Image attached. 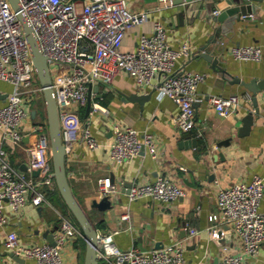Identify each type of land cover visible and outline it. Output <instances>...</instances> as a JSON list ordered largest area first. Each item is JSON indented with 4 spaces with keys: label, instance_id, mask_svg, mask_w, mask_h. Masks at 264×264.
Returning a JSON list of instances; mask_svg holds the SVG:
<instances>
[{
    "label": "crops",
    "instance_id": "crops-1",
    "mask_svg": "<svg viewBox=\"0 0 264 264\" xmlns=\"http://www.w3.org/2000/svg\"><path fill=\"white\" fill-rule=\"evenodd\" d=\"M250 11L232 20H218L213 13L241 4L243 0H126L128 9L147 11L142 25L129 29L123 39V49H133L142 30H151L153 21L159 20L166 29V41L174 49L183 43L188 45L190 56L177 57L175 66L180 71L204 73L196 87L194 101L195 123L191 130L183 131L174 120L177 105L167 95H158L154 87L138 86L125 72H119L114 81L100 85L99 100L107 112L96 111L86 115V106L80 108L81 124L88 123L97 145L91 147L78 135L66 143V170L72 190L84 205L96 226L97 232H111L114 242L121 248L137 246L149 249L182 240L185 264H220L224 245L230 252L241 256V264H264V241L258 251L244 250L239 234L225 221L217 205V195L222 187L232 183L249 181L254 174L262 176L264 183V90L256 95L238 82H229L232 76L249 80L264 77V0H249ZM206 45L224 57L220 62L224 72L199 56ZM253 45L260 48L259 58L235 57L233 47ZM12 89L9 81L0 79V106L6 102ZM246 91L255 95L253 100L244 96L238 111L229 116L216 112L209 100L211 94L239 93ZM132 93H150L142 102L127 98ZM28 115L22 126L19 144L4 140L10 162L26 176H35L28 171L26 146L36 138L31 131L33 124L48 131L43 92L30 95L25 100ZM257 108V111H256ZM249 111L254 114L253 123L243 130L242 117ZM113 123H127L140 134L148 132L152 149L145 146L139 153L118 161L111 156L114 136ZM195 139L193 143L192 140ZM109 175L115 191L111 194V206L100 210L91 206L97 193L98 178ZM164 177L184 189V195L169 202H160L149 196L129 200L128 187L132 183L152 182ZM48 202L33 204L30 197L15 212L8 206L4 211L8 223L0 228V264H36L33 259H18L4 245L8 229H15L22 242H50L48 236L56 231L59 212L67 214V205L57 187H42ZM54 193L48 194V190ZM264 214V193L259 203ZM218 214L217 220L209 221L208 215ZM127 213V218L121 215ZM71 217L72 214H68ZM216 223L224 234L214 238L207 226ZM197 228V233L188 235L186 225ZM85 238L69 239L62 250L64 264H83Z\"/></svg>",
    "mask_w": 264,
    "mask_h": 264
},
{
    "label": "built area",
    "instance_id": "built-area-1",
    "mask_svg": "<svg viewBox=\"0 0 264 264\" xmlns=\"http://www.w3.org/2000/svg\"><path fill=\"white\" fill-rule=\"evenodd\" d=\"M25 12L46 57L51 73L60 130L65 143L78 135L94 147L96 140L88 123L81 124L80 108L86 106L90 97L88 113L107 108L96 98L100 85H108L123 71L138 86L149 85L158 95H167L177 105L174 120L183 131L194 126L196 87L204 77L198 71L176 69L177 57L190 56L188 45L172 48L166 41V29L159 20H154L151 30H142L133 49H123L122 42L127 31L142 25L148 12L128 9L126 0H18ZM221 11L215 7L214 14ZM235 57L259 58L260 48L253 45L233 47ZM55 67V71L51 70ZM0 79L9 81L12 89L6 102L0 106V228L8 223L4 206L13 212L24 205L27 198L33 204L48 202L42 187H55L52 156L48 131L33 124L31 131L37 133L27 146L28 171L37 170L35 176H26L14 166L2 147L4 140L19 144L22 126L28 115L25 100L42 92L27 39L21 21L9 0H0ZM252 99L250 92L243 95L211 94L209 100L216 112L229 116L238 111L240 99ZM111 131L114 144L111 156L118 161L139 153L145 146L152 149L148 132L139 133L127 123H113ZM115 191L109 175L98 178L97 193L109 198ZM264 193L262 176L254 174L249 181L232 183L220 188L217 205L225 221L239 234L244 250L254 253L264 241V214L259 203ZM184 195V189L170 180L158 176L152 182L132 183L127 190L129 200L149 196L160 202H169ZM122 218L128 214L123 213ZM57 229L51 242H22L15 229H8L4 245L14 254L33 259L36 264H64L62 250L65 243L74 237L83 236L81 227L68 214L59 212ZM218 214L208 215L211 222ZM188 235L197 233V228L186 225ZM207 229L212 237L224 234L216 223ZM96 252L103 264H185L182 240L149 249L137 246L119 247L111 232H97ZM220 264H241V256L230 252L224 245Z\"/></svg>",
    "mask_w": 264,
    "mask_h": 264
},
{
    "label": "water",
    "instance_id": "water-1",
    "mask_svg": "<svg viewBox=\"0 0 264 264\" xmlns=\"http://www.w3.org/2000/svg\"><path fill=\"white\" fill-rule=\"evenodd\" d=\"M13 10L16 12L19 20L21 21L24 35L27 39L30 54L33 60V64L35 67V71L42 86L43 99L46 107V116H47V124H48V137L50 142V152L52 156V165H53V174L55 178V184L57 190L59 191L62 199L67 205L69 211L71 212L74 220L81 227L83 237L85 238V250L83 257V264H99L96 245H97V229L94 224V221L84 205L75 195L74 191L71 188L69 183L67 170H66V162H65V153L66 147L63 141V136L60 130L58 113L56 108V102L54 97V92L51 86V73L46 61V57L41 50V46L39 40L25 14V12L21 9V5L18 0H9ZM250 1L243 0L241 4L233 5L221 10L215 17L221 22L229 16H232V20L235 18H239L242 14H246L250 11V9L246 6ZM219 53L206 47L203 45L201 47V51H199L198 55L202 56L206 60L211 63V66L215 69L220 70V72H224L225 68L220 63L224 61L223 56H219ZM229 82H238L245 86L248 90L252 91L255 95L257 92L264 90V77H253L249 80L241 79L238 76H232L229 79ZM150 93L136 95L132 93L131 95H127V98L137 99L142 102L143 99L148 98ZM253 96V104L257 106V98ZM90 97L88 96V100L86 103V115L89 112L90 108ZM257 111V108H256ZM254 114L252 111L247 112L243 117V130H248L253 123ZM195 142V139L192 140ZM37 170H34L36 173ZM112 179V177H111ZM92 207H96L100 210H104L111 206V200L107 195L100 197L99 199L94 198L91 202ZM57 228V227H56ZM48 239L51 243H54L53 235L48 236ZM13 253V252H12ZM14 254V253H13ZM18 256V259H23L22 256Z\"/></svg>",
    "mask_w": 264,
    "mask_h": 264
},
{
    "label": "trees",
    "instance_id": "trees-1",
    "mask_svg": "<svg viewBox=\"0 0 264 264\" xmlns=\"http://www.w3.org/2000/svg\"><path fill=\"white\" fill-rule=\"evenodd\" d=\"M47 190H48V194H49V196H50V193H54V191H55V190L50 191V189H47ZM72 218H73V217H72ZM73 219H74V218H73ZM99 264H103V263H100V262H99Z\"/></svg>",
    "mask_w": 264,
    "mask_h": 264
},
{
    "label": "rangeland",
    "instance_id": "rangeland-1",
    "mask_svg": "<svg viewBox=\"0 0 264 264\" xmlns=\"http://www.w3.org/2000/svg\"><path fill=\"white\" fill-rule=\"evenodd\" d=\"M55 69H56V68H55V67H53V69H52L51 71H52V72H54V71H55ZM69 213L71 214V212H68L67 214H69Z\"/></svg>",
    "mask_w": 264,
    "mask_h": 264
}]
</instances>
